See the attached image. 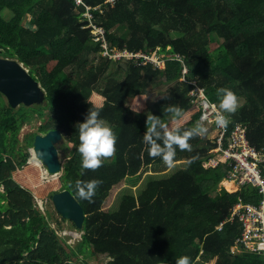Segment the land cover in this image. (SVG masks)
Masks as SVG:
<instances>
[{"label": "trees", "instance_id": "16d2710c", "mask_svg": "<svg viewBox=\"0 0 264 264\" xmlns=\"http://www.w3.org/2000/svg\"><path fill=\"white\" fill-rule=\"evenodd\" d=\"M94 26L110 50L161 59L177 54L182 61L158 68L142 58L113 60L93 41ZM0 58L22 64L45 93L42 105L17 108L0 93V264H79L83 254L106 257L107 264H176L182 256L191 264H264L262 254L236 244L241 223L232 218L238 202L259 205L262 197L252 186L228 193L221 186L227 166L205 167L216 147L213 128L189 138L190 150L174 146L172 164L184 166L165 176L155 170L166 163L150 155L143 139L148 116L166 125L157 129L161 134L178 129L182 135L200 124L206 100L221 111L216 90L228 88L239 107L225 115L246 128L252 147L264 148V0H0ZM156 79L166 88L148 98ZM190 83L203 99L191 94ZM89 110L116 136L114 154L95 170L81 167L76 147L77 125ZM35 119L37 132L21 143L20 130ZM50 131L62 135L56 147L67 157L59 176L42 182L27 149ZM143 176L144 187L133 193ZM90 180L102 183L88 201L76 184ZM126 181L128 193L104 211L110 192ZM62 191L84 211L81 230L69 221L81 233L75 248L35 204Z\"/></svg>", "mask_w": 264, "mask_h": 264}, {"label": "built area", "instance_id": "2783aa9c", "mask_svg": "<svg viewBox=\"0 0 264 264\" xmlns=\"http://www.w3.org/2000/svg\"><path fill=\"white\" fill-rule=\"evenodd\" d=\"M77 4L81 0H75ZM112 2L113 0H109ZM90 18L89 15H87ZM93 28V36L95 42H100L103 48V55L113 60L142 58L144 63H152L158 68L163 67L166 60H180L182 58L175 55H167L155 58L143 55L141 53H131L125 50L114 51L107 47L104 33L99 27ZM186 69H183V74ZM191 90L192 95H197V99H203L204 95L201 88L194 83ZM203 113L200 117V124L213 127V133L216 147L211 150L212 156L204 164L205 167H217L219 164L228 168L227 183L235 185L238 191L246 186H252L261 195L262 201L259 205L243 204L238 202L232 210V218L237 217L241 223V231L236 240V244L243 247L248 253H260L264 256V148L257 150L252 147L247 139V130L240 124L231 125V122L224 128H220L215 123V116L220 112L216 106L209 103H202ZM227 191V190H226ZM236 193V192H235ZM238 204H241L238 207ZM235 247L232 249L234 250Z\"/></svg>", "mask_w": 264, "mask_h": 264}, {"label": "clouds", "instance_id": "9594fccd", "mask_svg": "<svg viewBox=\"0 0 264 264\" xmlns=\"http://www.w3.org/2000/svg\"><path fill=\"white\" fill-rule=\"evenodd\" d=\"M203 92V90H201ZM216 98L219 101L218 107L221 110L215 116V123L218 127L224 128L230 122L225 113L234 114L239 107V99L236 94L228 88H218ZM207 103V100L205 101ZM176 117L181 116V111L177 108L168 109ZM147 130L143 136L144 143L148 146V151L152 156H160L169 166H172L176 154V147L189 149L187 140L194 136L203 135L206 129L199 123L190 130L179 134L178 129L165 131L163 134L157 129H165L166 125L155 116H148ZM78 145L77 151L81 158V167L83 169L95 170L101 166V158L111 157L115 152L116 136L112 128L99 118V112L89 110L83 122L77 125ZM162 143H157V141ZM102 183L100 180H90L86 182L78 181L76 188L81 199L91 201L95 195V190ZM227 183V182H226ZM81 237V235H80ZM176 264H191L188 256H182Z\"/></svg>", "mask_w": 264, "mask_h": 264}, {"label": "water", "instance_id": "95a60500", "mask_svg": "<svg viewBox=\"0 0 264 264\" xmlns=\"http://www.w3.org/2000/svg\"><path fill=\"white\" fill-rule=\"evenodd\" d=\"M85 25L87 22L78 24V26ZM0 93L12 108L21 105L25 107L42 105L45 101V93L38 82L29 75L22 64L11 59L0 58ZM62 140L59 131H50L35 137L33 150L50 175H58L60 172L61 163L56 145L62 143ZM52 203L63 219L71 221L76 229H82L84 211L70 192L62 191L55 194Z\"/></svg>", "mask_w": 264, "mask_h": 264}, {"label": "rangeland", "instance_id": "374dc122", "mask_svg": "<svg viewBox=\"0 0 264 264\" xmlns=\"http://www.w3.org/2000/svg\"><path fill=\"white\" fill-rule=\"evenodd\" d=\"M2 14H5L6 18L10 17L9 13L6 14L5 12H3ZM29 20H30V16L25 20L24 24H29ZM214 44L216 45L215 47H214ZM218 45H219V42H217V41L213 42L212 49L214 50ZM92 58H93V61L95 63L97 56L94 55ZM120 78H121V74H120L119 79ZM162 81H159V79H156L152 83L149 84L148 89H147V91H148L147 97L148 98L155 96L156 94L160 93L162 90H164L166 88V85L163 84ZM40 124H41V122L39 119H35L32 122H30L29 124H26L20 130V133H19V139H20L21 143H22L23 138L25 137L26 134L37 132V128L40 126ZM204 128L206 129L205 132H207V131H210L213 127H211L208 124H205ZM209 134H210V136H209L210 138L214 137L213 133H209ZM27 152L30 154V157L28 159V163L34 164L40 168L41 175H42V178H41L42 182L50 181V180L55 179L56 177L59 176V175H50L45 170L42 162L37 158L36 154L35 155L33 154L35 152H34L32 147L27 149ZM58 155H59L60 163L63 164L65 162L66 157H67V152L58 149ZM35 156H36V158H35ZM183 166H184L183 162H176V163L172 164L171 167L167 166V164H163V165L159 166V168L155 171H159L161 176L162 175L165 176V175L171 174L173 171H175L177 169H181ZM147 173L150 174V173H155V172L150 169V170H148ZM156 175H158V173H156ZM143 178H144V176L142 177V180H140L137 183L136 186L131 187L133 193H136L138 190H141L144 187L146 180H145V178L144 179ZM225 183L226 182L223 181V183H221V186H225L224 188L227 190L228 193L233 194L235 192H238V189L235 187V185H233V184L226 185ZM129 187H130V183L126 181V182L118 185L117 187L113 188V190L110 192V195H109L107 201L105 202V204L103 206L104 211L115 210L117 205H118L119 198L121 197L122 194L128 193V189H130ZM35 204H36V207L40 210V212L48 217L50 225L57 230V232L60 236H63V238L67 242V245H69L71 248H75L76 244L81 239V237H80L81 233L79 231H77L76 229H74L69 221H63L61 219V217L56 212L52 201L49 200L47 197L44 200L36 199ZM243 204H251V203H243ZM240 205L241 204H238V207H240ZM84 256H86V254H83L81 257L79 256L80 257V258H78L79 264H83V263L84 264L85 263L86 264H107V262H108V258L103 257V256L98 257V258L90 256L87 259H85Z\"/></svg>", "mask_w": 264, "mask_h": 264}, {"label": "bare ground", "instance_id": "6f19581e", "mask_svg": "<svg viewBox=\"0 0 264 264\" xmlns=\"http://www.w3.org/2000/svg\"><path fill=\"white\" fill-rule=\"evenodd\" d=\"M34 155H35V153H33ZM34 158V157H33ZM35 158H36V156H35ZM35 161V160H34ZM36 166V165H35ZM230 184V183H229Z\"/></svg>", "mask_w": 264, "mask_h": 264}, {"label": "crops", "instance_id": "0c3cea01", "mask_svg": "<svg viewBox=\"0 0 264 264\" xmlns=\"http://www.w3.org/2000/svg\"><path fill=\"white\" fill-rule=\"evenodd\" d=\"M226 185H228L229 183H225Z\"/></svg>", "mask_w": 264, "mask_h": 264}]
</instances>
